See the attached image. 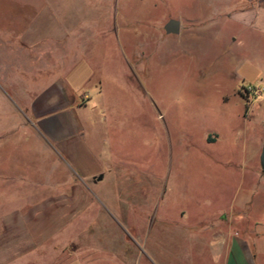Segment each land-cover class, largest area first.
I'll return each instance as SVG.
<instances>
[{
  "label": "rangeland",
  "instance_id": "1",
  "mask_svg": "<svg viewBox=\"0 0 264 264\" xmlns=\"http://www.w3.org/2000/svg\"><path fill=\"white\" fill-rule=\"evenodd\" d=\"M220 2L0 0L4 43L15 37L7 26L24 28L43 7L71 25L66 40L47 43L55 52L46 61L56 66L47 74L61 81L37 80V68L0 43V216L26 192L7 175L38 181L50 171L62 201L77 203L74 229L92 248L116 237L129 264H227L236 239L264 264V127L244 94L257 83L232 71L236 28L227 13H208L202 30L198 23L200 5ZM170 19L181 21L179 35L166 34ZM51 118L63 122L54 136L67 142L79 120L82 141L109 172L104 185L81 177L42 132L39 122Z\"/></svg>",
  "mask_w": 264,
  "mask_h": 264
},
{
  "label": "crops",
  "instance_id": "2",
  "mask_svg": "<svg viewBox=\"0 0 264 264\" xmlns=\"http://www.w3.org/2000/svg\"><path fill=\"white\" fill-rule=\"evenodd\" d=\"M197 13L200 30L209 23L206 20L208 13H214L215 16L218 13H227L224 15L228 19L227 23L236 28L230 38L233 43L230 63L234 75L240 82L264 85V0H222L218 5H214L213 9L200 5ZM62 18L56 7H43L27 20L24 28L16 30L13 23L7 26L6 30L12 32L15 37L7 43L0 39V43L13 52V58L27 64L31 68L30 71L37 68V80L61 81L48 76V70H54L53 67L56 66L52 62L48 63L45 57L55 52V47L47 46V43H58L69 37L71 25L64 23ZM31 53L34 54L33 57ZM34 77L35 75L32 80H35ZM66 91L70 96H76L73 90L67 88ZM252 105L253 108L249 111L256 114L263 128L264 95ZM77 107L82 111L86 106ZM39 124L42 132L58 143L59 149L66 154L67 161L81 177L104 185L109 178V172L82 141L83 127L79 120L70 123L76 124L78 131L74 141L70 142L58 140L54 136L62 130L63 122L51 118L40 121ZM263 143L264 141L261 142L259 154ZM15 177L21 178L18 184L22 186L20 188H25L26 192L22 194V204L18 207L7 204L9 208L0 216V264H129L125 247L116 237L111 240L110 237H101V248H92L88 242L83 243L84 239H78L74 227L79 208L72 197L62 201L60 177L46 171L44 178L36 181L29 175L11 174L6 176V183L14 184ZM56 177L57 181H50L48 186L44 185L46 182L43 183V179ZM99 177H103L102 180H99ZM102 185L96 188L104 195L105 189ZM46 193H53L54 196L49 199L40 196ZM26 195L39 198L31 201ZM249 201L244 203L247 209L253 203ZM80 242L81 244H77ZM226 254L227 264H253V253L243 241L235 239L229 244Z\"/></svg>",
  "mask_w": 264,
  "mask_h": 264
},
{
  "label": "water",
  "instance_id": "3",
  "mask_svg": "<svg viewBox=\"0 0 264 264\" xmlns=\"http://www.w3.org/2000/svg\"><path fill=\"white\" fill-rule=\"evenodd\" d=\"M164 30L168 35H179L182 31V23L177 19H170L164 26ZM260 163L262 172L264 173V143L260 156ZM103 177H99V180H102Z\"/></svg>",
  "mask_w": 264,
  "mask_h": 264
},
{
  "label": "built area",
  "instance_id": "4",
  "mask_svg": "<svg viewBox=\"0 0 264 264\" xmlns=\"http://www.w3.org/2000/svg\"><path fill=\"white\" fill-rule=\"evenodd\" d=\"M244 94L248 99L253 98V100H258L264 95V85H247L244 88Z\"/></svg>",
  "mask_w": 264,
  "mask_h": 264
}]
</instances>
